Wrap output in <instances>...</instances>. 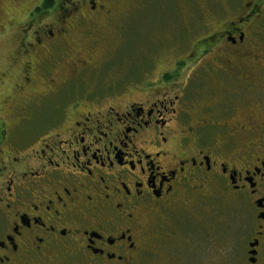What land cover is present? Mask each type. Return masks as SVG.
Instances as JSON below:
<instances>
[{
    "label": "flooded vegetation",
    "instance_id": "af4514ba",
    "mask_svg": "<svg viewBox=\"0 0 264 264\" xmlns=\"http://www.w3.org/2000/svg\"><path fill=\"white\" fill-rule=\"evenodd\" d=\"M122 3L0 27V264H264V0L114 73Z\"/></svg>",
    "mask_w": 264,
    "mask_h": 264
},
{
    "label": "rangeland",
    "instance_id": "374dc122",
    "mask_svg": "<svg viewBox=\"0 0 264 264\" xmlns=\"http://www.w3.org/2000/svg\"><path fill=\"white\" fill-rule=\"evenodd\" d=\"M38 1L0 0V27L7 23H14V16L20 10L24 8L22 10L24 12ZM235 1L123 0L121 6L129 10L131 15L124 17L125 20H129L117 32V41L122 42V45L115 43L114 51L117 54L114 56V63H111L112 71L121 73L131 65H133L132 68H138V64L142 61L147 66H139L136 72H141L142 67H145V71L155 72L153 67L157 69L172 60L168 53L172 45L176 44L184 52L188 50L194 39L207 33L206 25L211 22V18L214 16L220 19L223 16L224 6L227 7L229 3ZM5 45L4 38H2L0 40V58L4 53ZM163 47H165V51ZM152 62L154 64H151ZM99 87L100 85H96V88ZM5 96L6 90L0 88V102ZM48 113L53 114V112ZM43 114L46 113L41 110L34 119H40ZM225 213L230 215L233 224V220L237 216L235 209L229 207Z\"/></svg>",
    "mask_w": 264,
    "mask_h": 264
}]
</instances>
